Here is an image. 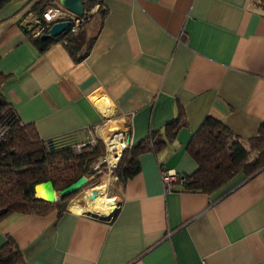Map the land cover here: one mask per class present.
<instances>
[{
    "label": "crops",
    "instance_id": "0c3cea01",
    "mask_svg": "<svg viewBox=\"0 0 264 264\" xmlns=\"http://www.w3.org/2000/svg\"><path fill=\"white\" fill-rule=\"evenodd\" d=\"M96 1L82 27L94 42L79 62L64 43L40 53L30 42L38 0L0 9L2 92L22 123L57 147L90 129L136 145L163 133L179 107L188 127L140 155L107 207L12 214L0 221V246L11 237L26 264H264V167L211 195L177 183L166 192L161 179L196 171L186 147L207 117L243 144L264 125V0Z\"/></svg>",
    "mask_w": 264,
    "mask_h": 264
},
{
    "label": "trees",
    "instance_id": "16d2710c",
    "mask_svg": "<svg viewBox=\"0 0 264 264\" xmlns=\"http://www.w3.org/2000/svg\"><path fill=\"white\" fill-rule=\"evenodd\" d=\"M9 0H0V9ZM54 0H38L32 10L38 17ZM96 0L85 1L86 12ZM99 4L97 13L105 11ZM30 42L40 53L56 43H64L72 58L79 62L89 53L94 37L83 29L76 34L69 30L56 38L47 37V29L32 27L25 31ZM8 76L0 72V221L12 214L44 216L52 211L62 212L76 193L53 204L32 197L33 186L51 181L55 191H61L81 176H85L104 155L101 144L77 154L72 147H57L51 141L40 139L35 127L24 124L14 107L6 100L2 89ZM188 127L185 113L178 108L176 119L167 123L161 132L150 135L123 151L119 164L111 175L124 184L139 171L138 158L147 152H158L173 142L179 132ZM186 152L197 165L196 171L185 178L183 190L211 195L226 186L237 175L249 177L264 167V125L258 135L242 143L218 120L207 117L189 140ZM88 186V185H87ZM0 264H26L17 243L7 237L0 246Z\"/></svg>",
    "mask_w": 264,
    "mask_h": 264
},
{
    "label": "built area",
    "instance_id": "2783aa9c",
    "mask_svg": "<svg viewBox=\"0 0 264 264\" xmlns=\"http://www.w3.org/2000/svg\"><path fill=\"white\" fill-rule=\"evenodd\" d=\"M90 14L91 12H86L83 14L82 17L78 18L75 15L71 14L69 11L63 9L62 7L50 5L47 6L45 10L41 13V17L33 18V27H38L41 30L43 29L49 30L50 27L55 23L69 22L68 30L73 34H76L79 31V29H81L83 25L87 23ZM119 134H121L120 141L122 143L124 142V144L123 147L118 152L116 151L114 153L110 152L108 145L109 138L104 137L101 134V131L99 130L97 131L96 129L88 130L86 138L83 141L73 145L72 149L74 150L75 153L79 154L85 150L91 151L95 149L98 146V144H101L103 147L104 155L101 158L102 160L100 159L101 161L97 165L96 170L102 164H106L107 169L109 170V172H111L112 169L118 166L123 151L131 147L130 142L128 144L126 143L125 135H123L122 133ZM111 156L113 161H110L111 159H109L111 158ZM161 179L164 186V190L166 192H169L171 190V186L174 183H177L181 186H183V184L185 183V178L180 176L178 177L175 173L171 171L162 170Z\"/></svg>",
    "mask_w": 264,
    "mask_h": 264
},
{
    "label": "water",
    "instance_id": "95a60500",
    "mask_svg": "<svg viewBox=\"0 0 264 264\" xmlns=\"http://www.w3.org/2000/svg\"><path fill=\"white\" fill-rule=\"evenodd\" d=\"M58 2L63 8H65L67 11H69L71 14L75 15L76 17L80 18L83 16L84 6L82 3V0H58ZM68 28H69V22L55 23L48 30L47 37L56 38L60 36L61 34H63L65 31H67ZM126 143L127 144L129 143L128 139L126 140ZM89 182L90 181L88 180L86 176H81L75 182L65 187L61 191L57 192L55 191L51 181H45V182H42V183H39L33 186L32 197H33V193L36 187L40 185H46L47 189L45 190L44 196L33 197V198L41 199L48 204H53L62 198L69 197L73 195L74 193L80 191L81 189L86 187L89 184ZM95 195H96V192H92L90 195V198L93 199ZM88 215L98 218V216L94 214H88ZM101 217H105V216H101ZM111 217L112 216H110V218Z\"/></svg>",
    "mask_w": 264,
    "mask_h": 264
},
{
    "label": "rangeland",
    "instance_id": "374dc122",
    "mask_svg": "<svg viewBox=\"0 0 264 264\" xmlns=\"http://www.w3.org/2000/svg\"><path fill=\"white\" fill-rule=\"evenodd\" d=\"M4 133L5 132L3 131V129L0 128V137ZM101 160H99V162ZM99 162L92 168V170L90 171V173H88L87 175H85L88 178V180L90 181L89 184H88V186H86L83 189H81L80 191H78L70 200H68L67 201V204H66V207H70V205L73 203V204H77L80 207H82L81 208L82 210H85L86 207H87V210H88V201H92L93 199H91L90 196L88 198L87 197V193L90 190H93V189L96 190V189H98V187H100L98 185H101V184H103V185H101V187L102 186H105V189L106 190L104 191V193H100L99 191H97L95 197L98 194V196L103 197V200L111 199L110 197L116 192V190L118 188L117 184H119V182H118V179L117 178H115V177H113L111 175V172H109V170L107 169V165L106 164H102L96 170V167L99 164ZM57 192H59V191H57ZM91 192L92 191H90V193ZM81 198H84V200L81 201ZM103 202L105 203V201H103ZM108 213H109L108 211L107 212H104V213L99 212V213H95L94 215L100 217V216L106 215Z\"/></svg>",
    "mask_w": 264,
    "mask_h": 264
},
{
    "label": "bare ground",
    "instance_id": "6f19581e",
    "mask_svg": "<svg viewBox=\"0 0 264 264\" xmlns=\"http://www.w3.org/2000/svg\"><path fill=\"white\" fill-rule=\"evenodd\" d=\"M117 139H118V137L117 138L115 137V138H112L109 141V144L108 145H109V150H110L111 153H114L115 151L118 152L123 147L124 142L122 143L120 140L117 141ZM109 159H111L110 161H113L112 156ZM46 189H47V186L46 185H40V186L36 187V189L34 191V196L35 197H42V196H44V193H45V190ZM96 190L99 191L100 193H104V191L106 189H105L104 186H102V187H99ZM96 190H94L93 192H97ZM103 201H105V200H103V197H100L97 194V196L95 198H93V200L91 202L88 203V210H86V211L87 212L90 211L89 213H92V212H94L93 211L94 210L93 208H95V207H100V208L107 207L109 205V202L106 200L105 203H104ZM81 208L82 207H80L77 204H73L72 203L70 205V210H72V211H78L79 213L82 212V209ZM86 209H87V207H86Z\"/></svg>",
    "mask_w": 264,
    "mask_h": 264
}]
</instances>
